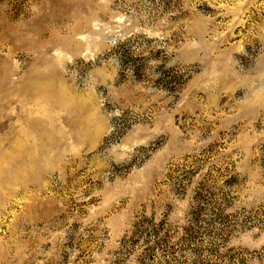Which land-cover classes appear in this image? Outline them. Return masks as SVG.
<instances>
[{"label": "rangeland", "instance_id": "374dc122", "mask_svg": "<svg viewBox=\"0 0 264 264\" xmlns=\"http://www.w3.org/2000/svg\"><path fill=\"white\" fill-rule=\"evenodd\" d=\"M0 264H264V0H0Z\"/></svg>", "mask_w": 264, "mask_h": 264}]
</instances>
